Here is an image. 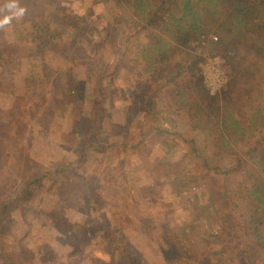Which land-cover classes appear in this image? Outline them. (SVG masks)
I'll use <instances>...</instances> for the list:
<instances>
[{
	"label": "rangeland",
	"instance_id": "rangeland-1",
	"mask_svg": "<svg viewBox=\"0 0 264 264\" xmlns=\"http://www.w3.org/2000/svg\"><path fill=\"white\" fill-rule=\"evenodd\" d=\"M142 1L18 0L0 29V264H264V0L247 51L216 28L237 0H186L174 42Z\"/></svg>",
	"mask_w": 264,
	"mask_h": 264
},
{
	"label": "trees",
	"instance_id": "trees-1",
	"mask_svg": "<svg viewBox=\"0 0 264 264\" xmlns=\"http://www.w3.org/2000/svg\"><path fill=\"white\" fill-rule=\"evenodd\" d=\"M118 1L119 0H114L115 3H117ZM123 1L126 2L125 7L127 10H129V9L133 10L134 7H136L139 12H142V11H147V8L150 7L149 6L146 8V5L143 4L142 0H123ZM148 1H150V0H148ZM166 1L167 0H158V2L156 3L158 6V13H155L153 16H154V19L155 18L160 19V20L162 19L159 22V24L157 25V29L165 37H167V39L169 41L174 42V40H176V36L178 34H185L186 31H188V30L198 32L202 29L201 25L204 21L203 20L204 18L201 17L200 14H196V13L192 12V8L190 7L189 2H187L186 0H183L180 3L182 6L172 5L171 9L169 10L166 8V4L168 3ZM169 1L173 3L172 0H169ZM218 1H220V0H218ZM257 1H259V0H256V2L254 1L252 3V6H251V8L253 7L252 9H255L253 12L254 17L256 15V12H258V10L261 6V3H258ZM106 2H107V0H106ZM249 3H251V2H249ZM247 4H248L247 0H237L234 7L235 8H241L240 11L238 12V14H236V16H234L230 19L224 18L223 20H220L218 22V25H217V21L215 20L213 25H212V26L217 25L216 28H217L218 32L222 34V37L224 38V40L228 39L230 41H236L239 49L243 50V51H247L246 49H248V46H249V49L251 46V41L248 39V34H249L251 27L249 25L248 19L245 17L246 12L248 13L247 7L249 4L248 5ZM263 4H264V2H263ZM219 6H220V4L212 5V7L209 8L210 10H208L207 13L212 12V14L215 15V12H216L215 9H218ZM160 15H162V17H160ZM152 20H153V18H151V20H149V23H152ZM255 20H256V18H254V21ZM196 23H200V24L196 27V25H197ZM185 35H187V34H185ZM169 49L172 50V54L179 55L180 57H182V61L189 66L188 69L192 70L193 67L195 65H197L198 60H199L198 57H192V56H190V54H187V53L182 54L183 52L181 53L177 49L173 50L174 48H171V47ZM243 54L244 53H241V52L236 53L235 56H233V57H235L236 61H238V62H241V61L244 62V60L247 59V55L244 54V56H243ZM230 58H232V56H230ZM167 59H169L168 54L162 53L161 57L160 58L156 57L157 61L155 63L152 62L150 64V66L153 64H155L154 66L162 65L163 63L166 62ZM247 60H245V61H247ZM191 61H192V63H191ZM234 82L236 84V87H237V85L239 86L238 88H240L241 85H242L241 87H243V85H244L242 77L239 75H237V80ZM245 87H247V86H245ZM230 89H231V87H230ZM229 94H231V90H230ZM230 120H231V118H228L227 120H225V123L229 122ZM252 121H253V119H252ZM239 123H240V120H238V122H236L235 124H239ZM250 123H251V121H250ZM244 125H241L242 131H246V126H248L247 123ZM236 127L238 129V126H236ZM33 183H30L29 185H31ZM16 200H18V199H16ZM9 205L11 206L12 204H9ZM9 205H6L5 207L8 209Z\"/></svg>",
	"mask_w": 264,
	"mask_h": 264
},
{
	"label": "clouds",
	"instance_id": "clouds-1",
	"mask_svg": "<svg viewBox=\"0 0 264 264\" xmlns=\"http://www.w3.org/2000/svg\"><path fill=\"white\" fill-rule=\"evenodd\" d=\"M5 10L8 14H5L0 18V29H3L6 25L10 24L13 19L21 18L26 14V8L19 5L18 0H8L5 5Z\"/></svg>",
	"mask_w": 264,
	"mask_h": 264
},
{
	"label": "built area",
	"instance_id": "built-area-1",
	"mask_svg": "<svg viewBox=\"0 0 264 264\" xmlns=\"http://www.w3.org/2000/svg\"><path fill=\"white\" fill-rule=\"evenodd\" d=\"M214 41H218L217 37H213ZM216 77H211L208 81V87L212 93H216L217 91L222 88V86L225 84V78H223V74L219 71V69L216 70Z\"/></svg>",
	"mask_w": 264,
	"mask_h": 264
}]
</instances>
